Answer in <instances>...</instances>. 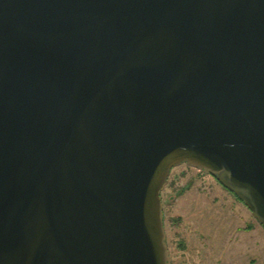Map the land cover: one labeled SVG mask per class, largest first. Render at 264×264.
Instances as JSON below:
<instances>
[{
    "label": "water",
    "instance_id": "95a60500",
    "mask_svg": "<svg viewBox=\"0 0 264 264\" xmlns=\"http://www.w3.org/2000/svg\"><path fill=\"white\" fill-rule=\"evenodd\" d=\"M183 163L264 227V0H0V264H171Z\"/></svg>",
    "mask_w": 264,
    "mask_h": 264
},
{
    "label": "flooded vegetation",
    "instance_id": "af4514ba",
    "mask_svg": "<svg viewBox=\"0 0 264 264\" xmlns=\"http://www.w3.org/2000/svg\"><path fill=\"white\" fill-rule=\"evenodd\" d=\"M195 169L197 170L196 175H207L218 182L222 194L214 198L212 197L213 188L210 189L209 186L198 188L199 199L194 201L191 207L193 212L190 214L191 217H195V220L190 235L183 233L177 235L176 245L181 254L179 257L172 255L171 264H262L259 234L252 233V238L251 235H246L255 228L263 227L262 224L249 208L253 220L246 219L245 208L247 206L244 201L221 184L216 177L199 168ZM190 180L182 187L178 186V195L191 187ZM170 185L169 176L168 183L162 190L165 229H167L168 206L175 201V194L170 195L168 199L165 198V192ZM202 194L205 195V199H201ZM225 210L229 214H225ZM187 217H189V212L178 210L174 218L182 223ZM167 242L170 251L168 234Z\"/></svg>",
    "mask_w": 264,
    "mask_h": 264
},
{
    "label": "rangeland",
    "instance_id": "374dc122",
    "mask_svg": "<svg viewBox=\"0 0 264 264\" xmlns=\"http://www.w3.org/2000/svg\"><path fill=\"white\" fill-rule=\"evenodd\" d=\"M197 170L188 165V164H181L174 167L171 171L170 175V182L171 185L165 192V198L168 199L170 195L175 194V201L168 206V217L166 220V231L168 234V240L170 245V255L172 256H180L181 251L177 248L176 241L177 235L179 233L190 235V231L195 220V217H191L192 211V203L199 199L198 195V188L209 186L210 189L213 188V195L212 197L216 198L217 196L221 195L222 191L220 190V186L218 182H216L210 176H199L196 175ZM189 179V184H192L191 187L186 188L187 190L183 192V194L178 195V186L182 187ZM200 191V189H199ZM178 196V197H177ZM177 197V198H176ZM223 198V196H222ZM201 199H205V195H201ZM231 201V199H230ZM183 210L184 212H189V217L186 218L185 221L179 223L175 220V214L177 211ZM227 210H225V214ZM245 217L247 220L252 219L253 215L249 211L248 207L245 208ZM258 232V233H257ZM252 233L259 234L261 238V252H262V264H264V227L255 228L251 232L246 233V235H251ZM257 238V237H256Z\"/></svg>",
    "mask_w": 264,
    "mask_h": 264
}]
</instances>
